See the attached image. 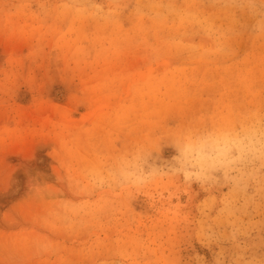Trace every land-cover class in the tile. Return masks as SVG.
I'll return each instance as SVG.
<instances>
[{
  "label": "rangeland",
  "instance_id": "1",
  "mask_svg": "<svg viewBox=\"0 0 264 264\" xmlns=\"http://www.w3.org/2000/svg\"><path fill=\"white\" fill-rule=\"evenodd\" d=\"M257 124L264 0H0V264H264V156L170 167Z\"/></svg>",
  "mask_w": 264,
  "mask_h": 264
},
{
  "label": "clouds",
  "instance_id": "2",
  "mask_svg": "<svg viewBox=\"0 0 264 264\" xmlns=\"http://www.w3.org/2000/svg\"><path fill=\"white\" fill-rule=\"evenodd\" d=\"M171 146L172 172L186 180L201 182L231 169L239 161L264 156V124L235 132L187 129L175 134ZM124 178L130 183H145V178L132 168Z\"/></svg>",
  "mask_w": 264,
  "mask_h": 264
}]
</instances>
